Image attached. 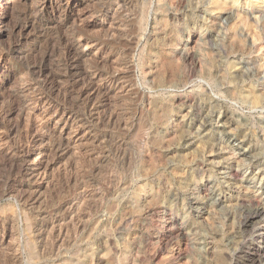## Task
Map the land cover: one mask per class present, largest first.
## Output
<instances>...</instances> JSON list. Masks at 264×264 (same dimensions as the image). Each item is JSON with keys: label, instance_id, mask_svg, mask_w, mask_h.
Wrapping results in <instances>:
<instances>
[{"label": "rangeland", "instance_id": "rangeland-1", "mask_svg": "<svg viewBox=\"0 0 264 264\" xmlns=\"http://www.w3.org/2000/svg\"><path fill=\"white\" fill-rule=\"evenodd\" d=\"M116 1L109 39L100 12ZM0 15V55L12 53L0 71L13 75L0 84V264L251 263L264 228L244 224L264 205V0H0ZM69 43L83 55L73 66ZM35 59L62 80L48 102L24 75ZM113 60L118 90L78 97L86 82L72 80L110 74ZM28 145L46 182L21 173Z\"/></svg>", "mask_w": 264, "mask_h": 264}, {"label": "bare ground", "instance_id": "bare-ground-1", "mask_svg": "<svg viewBox=\"0 0 264 264\" xmlns=\"http://www.w3.org/2000/svg\"><path fill=\"white\" fill-rule=\"evenodd\" d=\"M120 3H122V2H120ZM120 3L118 2V1H116L115 3H113L112 2V4H108L107 6L105 5V7H103V10H101V14H100V17L102 18V22L104 23V24H107L109 27H107L108 29H106L104 26V28L106 29V30H108V33H107V36L109 37V39H113V38H117V35H118V32H119V29H120V26H122L121 25V17L123 16V13H122V7L120 6ZM217 3V2H216ZM219 4V3H218ZM44 5H45V3H44ZM102 6V5H101ZM104 6V5H103ZM235 6V5H234ZM220 7V6H219ZM126 9H127V7H126ZM222 10V9H221ZM12 11H13V9H12ZM34 11V10H33ZM218 11V10H217ZM228 11H230V10H228ZM13 12H15V11H13ZM12 12V13H13ZM28 12V11H27ZM19 13V12H18ZM18 13H17V15H18ZM131 13V12H130ZM225 13V12H224ZM238 13V12H237ZM20 14H21V12H20ZM25 14H27V13H25ZM96 14V13H95ZM94 14V15H95ZM227 14H229V16H232L233 14H234V10L232 11H230V12H228ZM12 15V14H11ZM16 15V16H17ZM1 16V15H0ZM14 16H15V14H14ZM15 16V17H16ZM20 16V15H19ZM18 16V17H19ZM22 16V15H21ZM25 16V15H24ZM228 17V16H227ZM11 18H12V16H11ZM23 18V17H22ZM26 18V17H25ZM24 18V19H25ZM7 19H10L9 17H7L6 18V20L4 19H1V17H0V30H2V28L3 27H5V25L4 24H6V22L8 21ZM15 19V18H14ZM13 19V20H14ZM18 20V19H17ZM124 20V19H123ZM13 22V21H12ZM9 23V22H8ZM14 23V22H13ZM21 24V23H20ZM19 24V25H20ZM23 24V23H22ZM22 24H21V27H22ZM98 24V23H97ZM27 25H28V23H27ZM14 26V25H13ZM20 27V28H21ZM127 27V26H126ZM15 28V27H14ZM102 28V27H101ZM123 28V27H122ZM4 29V28H3ZM81 30L80 31H78L79 33H81V36H83V34H85L86 32L84 31V30H82V28H80ZM104 29V30H105ZM124 29V28H123ZM24 30H25V28H24ZM77 30V29H76ZM21 31V30H20ZM241 31V30H240ZM20 34V33H19ZM106 34V33H105ZM86 35V34H85ZM133 35V34H132ZM81 36H80V38H81ZM122 37V36H121ZM254 39V38H253ZM116 40V39H115ZM64 41V40H63ZM67 41H69V40H67ZM66 41V42H67ZM80 41V40H79ZM85 41V40H84ZM83 41V42H84ZM101 41V40H100ZM99 41V42H100ZM92 42V41H91ZM108 42H109V40H108ZM241 42V41H240ZM107 43V42H106ZM104 44V43H96V41H95V43H86V45H88V46H90V47H92V48H95L96 49V51H97V53H99V54H103V53H106V51H107V47H108V45L107 44ZM66 44V43H65ZM109 44V43H108ZM64 45V44H63ZM68 45V44H67ZM110 45V44H109ZM131 45V44H130ZM66 45H64L63 47H65ZM87 46V47H88ZM67 48V50H66V57H68L69 58V60H70V65H75V63H77L79 60L81 61V59H82V57H83V55L82 54H78V52H77V48L75 47V45H73V44H70L69 43V45L66 47ZM66 48H64V49H66ZM112 48V47H111ZM1 49V48H0ZM6 49V48H5ZM8 49V48H7ZM111 50V49H110ZM2 51V50H1ZM2 52H4V51H2ZM1 52V53H2ZM17 52H19V50L17 51ZM64 52V51H63ZM132 52V51H131ZM65 53V52H64ZM63 53V54H64ZM108 53V52H107ZM128 53V52H127ZM11 56H12V53L9 51V49L8 50H6V52L5 53H3V54H1L0 55V64L2 65V63L3 64H7V63H9L10 62V60H11ZM85 56V55H84ZM118 57V56H117ZM65 58V57H64ZM26 59V58H25ZM41 59V58H40ZM44 59V58H43ZM60 59V58H59ZM114 59V58H113ZM31 60V59H30ZM33 61V60H32ZM39 61V60H38ZM97 61V60H96ZM118 61V62H117ZM117 61H115L114 62V60L112 61V63L114 62V67H112V69H113V71H112V73H110V74H107V75H105V74H102V73H96L95 72V74H92L89 78H87L86 80H84V78H82V74H80V75H78V77H76V79H74V80H72L73 82H71V85L73 86V87H76V86H78V85H80L81 84V81L83 82H86V85H84V88H82V89H80V91H79V96L78 97H84V95L86 96H88V98H87V101H88V103L89 102H95V101H98L99 103H101V98L102 97H105L106 98V96H107V94L109 93V91L110 90H112V89H114V88H116L117 90H118V87H120L119 85H120V81H121V78H120V76L123 74V63H121V64H123V65H121L120 64V61L119 60H117ZM108 62V61H107ZM125 62V61H124ZM26 63V62H25ZM25 63H23L25 66L24 67H26V69H27V71H28V74H24V75H29V76H31L32 78H29V77H27V79L29 78L30 80H31V82L33 81L34 83H33V91L35 90V92H37V90L41 93V95L43 94V96H44V98L46 99V101L48 102V100L49 99H52V98H54V96H55V94L57 93V95H59L58 93H60L62 90H63V88L64 87H62V85H61V83L59 82V78L57 77V75L53 72V71H49V70H47V68L44 66V63H42V62H40V63H37V60L35 59V61L33 62V63H31V61H30V64H25ZM69 63V62H68ZM85 63V62H84ZM91 63V62H90ZM110 63V62H109ZM128 63V62H127ZM38 64V65H37ZM43 64V65H42ZM46 64V63H45ZM79 64H81V63H79ZM95 64V63H94ZM93 63H92V66L94 65ZM99 64V63H98ZM111 64V63H110ZM69 65V64H68ZM95 65H97V64H95ZM112 65V64H111ZM49 66V65H48ZM88 66V65H87ZM90 66V65H89ZM123 66V67H122ZM126 66V65H125ZM66 68V67H65ZM75 68V67H74ZM92 68H95V67H92ZM98 68V67H97ZM102 68V67H101ZM127 68V67H126ZM23 69V68H22ZM76 69V68H75ZM87 69V68H86ZM105 69V68H104ZM129 69V68H128ZM24 70V69H23ZM78 70V69H77ZM94 70V69H93ZM98 70V69H97ZM14 71V70H13ZM25 71V70H24ZM80 71V70H79ZM100 71V70H99ZM18 72V71H17ZM82 73H83V71H81ZM106 72V71H105ZM110 72V71H109ZM21 73V72H20ZM58 73V72H57ZM68 73H71V72H68ZM74 73V72H73ZM14 74V73H13ZM90 74V73H89ZM88 74V75H89ZM71 75V74H70ZM11 76H13L12 75V72L11 71H0V84H2V83H6L9 79H10V77ZM85 76V75H84ZM83 76V77H84ZM127 76V75H126ZM25 78V80H24V82L27 80L26 79V76H24ZM75 77V76H74ZM70 78V77H69ZM28 79V80H29ZM63 79V78H62ZM98 79H103V80H105L106 81V83L104 84V85H98L100 82L99 81H97ZM128 79V78H127ZM60 81H62V80H60ZM64 81V80H63ZM99 82V83H97V82ZM103 82V81H102ZM29 84V83H28ZM127 84V83H126ZM67 85V84H66ZM1 86V85H0ZM80 86H82V85H80ZM70 88V87H69ZM124 88V87H123ZM71 89V88H70ZM76 89V88H75ZM78 89V88H77ZM78 89V90H79ZM121 89V88H120ZM73 90V89H72ZM78 90H76V91H78ZM3 91V90H2ZM64 91V90H63ZM66 91V90H65ZM75 91V92H76ZM122 91V90H121ZM74 92V91H73ZM34 93V92H33ZM65 93V92H64ZM70 93V92H69ZM2 92H0V98L2 97ZM9 93H7V95H8ZM25 94V93H24ZM78 94V93H77ZM7 95H6V97H7ZM10 95V94H9ZM40 95V96H41ZM62 95H63V93H62ZM61 95V96H62ZM13 96V95H12ZM11 96V97H12ZM10 97V96H9ZM56 97V96H55ZM64 97V96H63ZM42 99V100H45V99ZM5 99H7V98H4V100ZM48 99V100H47ZM55 99V98H54ZM77 99V98H76ZM82 99V98H81ZM260 99V98H259ZM8 100V102H9V98L7 99ZM13 100V99H12ZM40 100V99H39ZM38 100V101H39ZM72 100V99H71ZM75 100V99H74ZM256 100V99H255ZM38 101H37V99L34 101V102H31L32 103V105H25V106H27V108L26 107H24L26 110L28 109V110H31L32 108H33V106H36L37 105V103H38ZM84 101V100H83ZM108 101H109V98H108ZM7 102V103H8ZM11 103H12V101H10ZM9 102V103H10ZM64 102V101H63ZM76 102V101H75ZM98 102H97V104H98ZM29 103V102H28ZM74 103V102H73ZM79 103V102H78ZM85 103V102H84ZM103 103H105V102H103ZM5 104H6V102H5ZM19 104V103H18ZM30 104V103H29ZM45 104V103H44ZM52 104V103H51ZM61 104V103H60ZM59 104V105H60ZM83 104V103H82ZM0 105H1V103H0ZM2 105H3V103H2ZM8 105V104H7ZM10 105H12V104H10ZM62 105H63V103H62ZM68 105V104H67ZM80 105V104H79ZM79 105H78V107H79ZM5 106V105H4ZM81 106V105H80ZM86 106V105H85ZM88 106V105H87ZM106 106V105H105ZM7 107V106H6ZM15 107V106H14ZM21 107V106H20ZM77 107V106H76ZM109 107V106H108ZM9 108V107H8ZM12 108V107H11ZM56 108H58V107H56ZM64 108V107H63ZM65 108H67V106L65 107ZM83 108V107H82ZM91 108V107H90ZM107 108V107H106ZM10 109V108H9ZM18 109H20V108H18ZM68 109V108H67ZM73 109V108H72ZM76 109H78V108H76ZM80 109V108H79ZM86 109V108H85ZM109 109V108H108ZM5 110H6V108H5ZM8 110V109H7ZM21 110V109H20ZM63 110V109H62ZM65 110V109H64ZM88 110V109H87ZM101 109H99V108H97L96 106L93 108V110H91V111H89V118L91 119V121L92 120H94V119H97V121L99 122V121H101V115L103 114V113H101V111H100ZM103 110V109H102ZM14 111V110H13ZM60 111V110H59ZM79 111V110H78ZM6 112V111H5ZM4 112V113H5ZM26 112H28V111H26ZM61 112V111H60ZM69 112H71V111H69ZM111 112V111H110ZM8 114H9V112H7ZM33 113V112H32ZM86 113V112H85ZM22 114V113H21ZM75 114V113H74ZM79 114V113H78ZM6 115V114H5ZM4 115V116H5ZM10 115H11V113H10ZM80 115H82V114H80ZM70 116V115H69ZM83 116V115H82ZM31 117H32V115L30 114V112H28L27 113V115H26V119H25V121H27V122H30L32 119H31ZM3 118V117H2ZM80 117H78V119H79ZM109 118V117H108ZM111 118V117H110ZM5 119H7V118H5ZM21 119V118H20ZM77 119V120H78ZM8 120H9V118H8ZM67 120H69V119H67ZM66 120V121H67ZM76 120V119H75ZM76 120V121H77ZM110 120V119H109ZM115 120H116V118H115ZM0 121H1V119H0ZM7 121V120H6ZM59 121H60V119H59ZM64 121V120H63ZM65 121V122H66ZM95 121V120H94ZM105 121H107V120H105ZM104 121V122H105ZM68 122V121H67ZM93 122V121H92ZM97 122V123H98ZM103 121H101V123H102ZM110 122V121H109ZM108 122V123H109ZM120 122V121H119ZM25 123V122H24ZM56 123V122H55ZM63 123V122H62ZM73 123V122H72ZM58 124H59V122H58ZM70 124V123H69ZM68 124V125H69ZM111 124V123H110ZM98 125V124H97ZM29 127V126H28ZM32 127V126H31ZM30 128V127H29ZM1 129V128H0ZM63 130H64V128H63ZM31 132V131H30ZM33 132V131H32ZM77 132V131H76ZM33 136H34V134H33ZM64 137H63V134H62V136H61V139H63ZM26 139H28V138H26ZM60 139V138H59ZM29 140V139H28ZM58 141V140H57ZM65 141V140H64ZM30 144L31 143H33V145L34 144H37V140H36V137L35 138H33L32 139V141H31V139H30ZM59 142V141H58ZM69 143V142H68ZM29 144V145H30ZM52 144V143H51ZM61 144V143H60ZM66 144V143H65ZM64 144V145H65ZM26 144H24V146H25ZM28 145V147H25L24 148V146H23V148L21 149V152H22V154H23V157H24V159H23V163H24V165L22 164V168H20L21 170H22V175H23V177L25 176V177H27L28 179L29 178H33V179H35V181L37 182V177L39 178V180H41L42 182H46L47 180H48V178L50 177L49 176V174H48V172H46V170L44 171V173H42V174H38L37 175V165H36V167L35 168H33L30 164V162H32V161H30V158H31V156L32 155H34L33 154V150H31V148H30V146ZM57 145V144H56ZM67 145V144H66ZM65 145V146H66ZM219 145V144H218ZM55 146V145H54ZM64 146V147H65ZM63 147V146H62ZM63 147V148H64ZM71 147V146H70ZM69 147V148H70ZM49 148V147H48ZM56 148H58V147H56ZM67 148H68V146H67ZM19 149H20V147H19ZM60 149H62L61 147H60ZM78 150V149H77ZM52 151H53V149H52ZM58 151V150H57ZM61 152H59V153H64V151L63 150H60ZM37 152V151H36ZM43 152L44 151H40L39 152V155L40 154H43ZM56 152V151H55ZM45 153V152H44ZM77 153H79V152H77ZM83 153V152H82ZM103 153V152H102ZM109 153V152H108ZM19 155H20V153H18ZM56 154H57V152H56ZM98 154V153H97ZM245 154V153H244ZM53 155V154H52ZM58 155H60V154H58ZM76 155V154H75ZM102 155V154H101ZM16 156V155H15ZM22 156V155H21ZM37 156V155H36ZM35 156V157H36ZM41 157H42V155H40ZM44 156V155H43ZM79 156V155H78ZM100 157V156H99ZM44 159V158H43ZM34 160V159H33ZM30 161V162H29ZM36 161H37V159L35 158V162L34 163H36ZM29 162V163H28ZM33 163V162H32ZM39 165V164H38ZM27 166V167H26ZM18 167V166H17ZM21 167V166H20ZM34 169V170H33ZM19 172V171H18ZM20 174V173H19ZM16 175H18V174H16ZM31 180V179H30ZM36 184V183H35ZM48 184V183H47ZM21 199V198H20ZM26 201V200H25ZM23 202V201H22ZM224 204V203H223ZM263 206V207H262ZM22 209V208H21ZM23 210V209H22ZM24 211L25 212H27L25 209H24ZM25 214V213H24ZM29 214V213H28ZM264 218V205H261V207H258V208H256L255 209V211L253 212V213H251L248 217H246V219H245V221H244V224L245 225H248V226H252L253 224H254V221H256V220H260V219H263ZM257 223V222H256ZM258 224H259V222H258ZM250 229V228H249ZM46 232V231H45ZM256 239L255 240H257V243H258V245L257 246H255L254 248H251L250 249V253H248L249 255H248V261L249 262H251L252 264H254V263H256L258 260L260 261V260H263L264 261V245L262 244V242L264 241V228H262V229H259L257 232H256V237H255ZM3 240V239H2ZM246 256V255H245ZM246 258V257H245ZM250 263V264H251Z\"/></svg>", "mask_w": 264, "mask_h": 264}]
</instances>
